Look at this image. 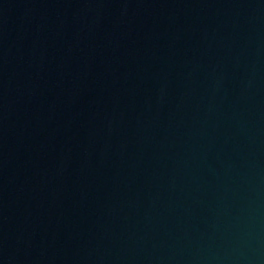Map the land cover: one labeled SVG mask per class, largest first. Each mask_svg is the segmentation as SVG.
<instances>
[{
	"label": "water",
	"instance_id": "obj_1",
	"mask_svg": "<svg viewBox=\"0 0 264 264\" xmlns=\"http://www.w3.org/2000/svg\"><path fill=\"white\" fill-rule=\"evenodd\" d=\"M0 264H264V0H0Z\"/></svg>",
	"mask_w": 264,
	"mask_h": 264
}]
</instances>
